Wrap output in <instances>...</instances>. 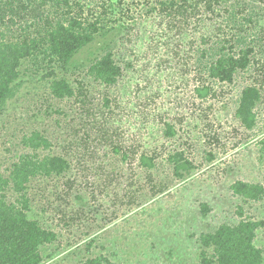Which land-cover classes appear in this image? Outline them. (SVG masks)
Wrapping results in <instances>:
<instances>
[{"label":"rangeland","instance_id":"rangeland-1","mask_svg":"<svg viewBox=\"0 0 264 264\" xmlns=\"http://www.w3.org/2000/svg\"><path fill=\"white\" fill-rule=\"evenodd\" d=\"M181 28L169 31L157 14L145 18L113 51L124 73L118 84L107 88L73 74L70 99L50 94L45 76L62 70L48 57L23 68L19 92L0 114V170L24 151L22 139L35 128L51 140L49 151L71 161L66 175L29 189L30 217L58 233L42 250L45 264L100 255L118 264H203L201 233L244 216L264 221V199L245 202L231 189L239 179L264 184V65L256 80L242 74L202 99L194 92L203 77L192 55L197 32L193 24ZM174 33L176 50L167 40ZM256 81L263 91L258 123L246 130L236 102ZM164 123L174 126L173 137L164 135ZM177 151L195 165L186 180L168 159ZM142 154L154 155L156 167L145 168ZM255 241L264 249V227Z\"/></svg>","mask_w":264,"mask_h":264},{"label":"trees","instance_id":"trees-1","mask_svg":"<svg viewBox=\"0 0 264 264\" xmlns=\"http://www.w3.org/2000/svg\"><path fill=\"white\" fill-rule=\"evenodd\" d=\"M155 14L169 31L188 24L195 27L192 55L203 77L194 92L200 98L215 94L216 85L234 83L242 74L245 80H256L264 65V0H0V114L16 98L26 64L44 57L62 70L45 76L56 99L75 97L69 80L73 74L107 88L117 85L124 73L115 47L128 31ZM167 40L175 50L179 47L177 34H169ZM262 92L257 81L240 91L235 117L246 130L258 123L256 108ZM164 126V135L173 137L174 126ZM22 140L24 151L0 170V264H45L42 250L57 240L58 233L30 217L29 189L39 179L66 175L71 161L49 151L52 142L38 128ZM259 144L264 163V135ZM213 157L209 154L208 159ZM155 159L142 154L140 163L150 170L157 165ZM168 159L180 179L186 180L195 169L183 151L171 153ZM231 189L245 202L264 199L263 183L239 179ZM202 207L209 210L206 204ZM261 227L263 220L244 216L201 233L202 263L264 264V249L255 241ZM83 264L118 263L100 255Z\"/></svg>","mask_w":264,"mask_h":264}]
</instances>
